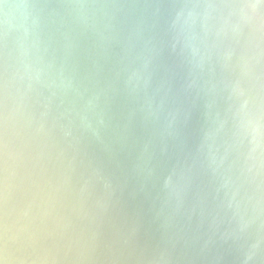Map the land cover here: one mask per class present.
Wrapping results in <instances>:
<instances>
[{"label":"bare ground","instance_id":"1","mask_svg":"<svg viewBox=\"0 0 264 264\" xmlns=\"http://www.w3.org/2000/svg\"><path fill=\"white\" fill-rule=\"evenodd\" d=\"M178 3L184 0H0V87L13 106L47 112L50 123L42 129H60L65 138L54 137L67 155L87 159L123 235L132 239L131 228L136 232L130 245L137 262L264 264V234L257 231L263 212L256 220L250 215L253 186L247 179L263 192L262 174L246 139V121L239 116L246 142L239 154L237 116L233 121L229 114L234 95L248 118L228 63L226 28L233 19L225 0H190L196 18L186 27ZM220 41L228 50L221 51ZM187 43L196 55L187 56L185 68ZM241 159L248 164L245 174ZM254 174L260 176L256 181ZM87 189L83 196H65L73 206L90 203L85 214L93 224L100 203ZM50 194L49 188L36 189L33 196ZM26 199L19 194L10 200L21 211L10 219L31 223ZM52 218L74 230L68 209ZM53 225L45 238L40 227L30 232L22 226L28 235L21 236L23 243L38 235L57 244ZM14 233L16 238L20 232ZM115 250L107 263L116 264ZM46 252L33 264H52Z\"/></svg>","mask_w":264,"mask_h":264},{"label":"water","instance_id":"2","mask_svg":"<svg viewBox=\"0 0 264 264\" xmlns=\"http://www.w3.org/2000/svg\"><path fill=\"white\" fill-rule=\"evenodd\" d=\"M225 1V11H228V17L233 19V24L226 28L230 48L228 50L225 44L220 41L221 51L228 50L231 54L228 63L233 71L234 81L232 83L235 85L237 93L240 94L241 100L245 101V114L247 113L248 117L243 116L242 103L234 99L232 85H230L233 103L230 102L233 109H230L229 114L230 117L232 116L231 120L233 121L237 116L234 144L239 147V154H243L246 142L242 133L238 131L240 127L237 125H239L240 116L247 123L246 132L248 137L246 139L252 141V152L256 159L257 168L262 174L261 183L264 186V65L262 62L264 59V0H230V5L227 4L229 0ZM178 4H180L178 6H180L184 15V21H187L186 27L191 25L192 28L196 13L190 14V0H184V3ZM182 6L189 8L187 15L184 13V7L182 8ZM189 16L192 17L190 18V24L188 23ZM183 27L185 28L184 23L181 24V29ZM189 30V35H191L193 33L192 29ZM184 38L186 40V33ZM192 39L194 38L192 37ZM193 42L195 43V39ZM189 49L188 43L185 44V68H187V56L191 60L196 55L194 49L191 52H189ZM187 72L186 70L188 76ZM235 103L237 107H235ZM47 114V112L36 111L33 107L23 109L13 106L0 87V264H33L44 257L42 254H45L46 249L48 251L46 253L51 257L52 264H84L85 262L90 264L89 258L93 261V264H104L103 260L105 261L106 258H115V249H117L116 257L120 256L116 264H124L125 262L126 264H140L134 258L133 248L131 249L130 245L136 232L131 228L132 239L123 235L121 226H119L115 216L109 209L110 205L104 201L105 198H102L104 196H101L96 188L99 177L97 175H95V178L93 177L95 174L94 168L88 166L89 163H87L86 158L79 156L76 157L78 159H75L67 155L65 148L61 146L62 144L60 145L56 141L55 134L58 136L63 135V138H65L60 129L55 127L53 129L54 134L47 133L44 128L42 129L45 124L50 123V120L46 117ZM23 123L24 125H19ZM37 126L45 131L50 138L40 131ZM252 136L255 140L252 139ZM73 144L78 150H81L78 145ZM66 145L72 147L69 142ZM239 163H241V171L245 174L248 166L246 159L239 160ZM254 175L256 181L257 177L260 176ZM68 177L71 178L70 182H66ZM247 179L253 186L250 191L254 206L250 204L252 208L250 215H253L256 220V213L263 212L262 216L260 215V218H258L259 225L256 224L258 233L264 234V191L260 192L250 177ZM77 181H80L84 187L78 188ZM69 184L74 185L76 189L68 187ZM106 186L108 187V185ZM48 188L51 190V194L48 196L50 199H43L39 195L33 196L36 189L44 192ZM84 189H87L86 194L92 195V192H95L98 197L96 202L101 204L96 205L98 206V212L93 224L87 222L88 217L85 214L86 211L90 213L92 205L84 203V206L80 204L73 206L72 202L70 203L65 196L70 191H74L76 195L81 193L83 196ZM105 190L106 198L114 201L110 195V189L105 187ZM19 194L25 199L27 198L29 207L27 214L31 216V223L23 224L19 218L10 219L9 217V215L20 217L17 212L21 211L11 206L10 201ZM6 197L8 198L2 202ZM92 198V201H94L95 197L93 195ZM52 200L56 202L54 203ZM66 209H68V215L72 222L70 225L74 228L71 232H68L66 228L58 223L52 222L54 220L53 215L61 217ZM25 214H23L24 218L26 217ZM7 216L9 220H7ZM72 219H78L79 223L76 225V222L74 223ZM9 221L14 222L15 227ZM64 222L67 221L64 220ZM52 224L55 226L53 231L57 235V244L50 237L40 239L38 235L28 243L26 241L23 243L21 236L27 235L24 229L33 232L34 227L38 226L40 228L37 229L44 237V233ZM28 228L30 229L28 230ZM37 229L35 230L37 231ZM1 231L5 234H1ZM78 231H82L81 235L83 237ZM14 232H20L16 238ZM116 235L120 236L121 242L115 238ZM138 238L140 239L139 234ZM114 240L115 243H113ZM26 243L27 246H25ZM262 252L264 257V249L259 253ZM105 262L106 264H112L107 263V260Z\"/></svg>","mask_w":264,"mask_h":264}]
</instances>
